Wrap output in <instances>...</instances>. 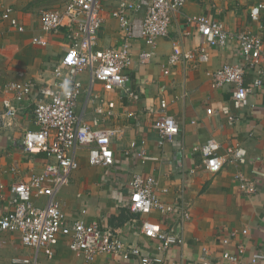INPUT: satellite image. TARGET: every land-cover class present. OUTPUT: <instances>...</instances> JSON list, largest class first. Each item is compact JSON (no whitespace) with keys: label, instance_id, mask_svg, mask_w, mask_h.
I'll use <instances>...</instances> for the list:
<instances>
[{"label":"crops","instance_id":"crops-1","mask_svg":"<svg viewBox=\"0 0 264 264\" xmlns=\"http://www.w3.org/2000/svg\"><path fill=\"white\" fill-rule=\"evenodd\" d=\"M49 1L30 0L33 4L25 5L22 0H0V11L7 6L21 9L19 13L11 12V16L25 25L29 19L23 11ZM261 4L264 0H191L185 4L171 21L169 37L157 40L149 64L137 63L138 54L146 46L142 41L133 42V64L128 70L131 95L119 89L104 91L98 82L90 85L88 73L80 76L84 92L77 116L88 124L98 119L100 127L114 131L110 141L113 164L92 166L88 163L87 147L75 148L78 168L56 196L69 222L97 223L101 229L118 232L127 245L137 244L151 257L167 258L178 264H201L203 248L208 251L210 264H231L223 258L225 253L236 256L238 264H252V254L264 248V84L250 96L249 106L235 110L231 103L232 87L211 88L207 74L240 61L236 41L231 40L224 48L208 47L203 37L186 25L185 17L205 15L231 34L242 30L256 33L264 45V8L258 21L250 17V10ZM63 5L53 1L49 6ZM112 9L111 0H105L104 22L97 41L100 48L116 45L122 37L118 23L109 16ZM34 31L39 34V19ZM9 34L0 39V178L5 185L0 195V216L12 208L15 198L9 191L11 184L29 181L31 175L40 173L51 162L44 154H26L22 139L27 131L37 130L33 122V96L50 82L52 67L62 58L61 45L65 42L63 34H59V39L58 34L50 35L47 46L41 47L33 45L28 35ZM175 45L184 50L205 48L208 61L178 64L165 75L163 67ZM19 79L32 82L34 93L18 105L16 118L8 120L3 117L2 100L12 96L7 84ZM250 82L251 76L246 75L245 84ZM162 100L167 103L165 114L178 123L179 133L159 144L161 138L155 126L162 117ZM223 106L230 108L233 122L219 113ZM209 108L215 112L211 116L206 114ZM209 140L219 145L217 155H223L231 145L243 147L247 162L225 164L215 174L206 171L200 150ZM238 172L257 182L254 196L246 198L241 194L235 180ZM136 174L154 178L156 196L165 204L177 206L178 211L169 215L131 213L129 184ZM35 203L42 205L44 200ZM181 212L188 219L181 218ZM142 222L177 232L183 244L161 250L159 239L140 234ZM243 230L246 235L241 233ZM19 238L17 233L0 234V264H11L17 256L34 259L35 251L23 247ZM55 256L68 257L56 264H136L134 260L124 262L106 255H98L87 263L64 244L54 249L52 257ZM46 257L39 252L36 263L47 264Z\"/></svg>","mask_w":264,"mask_h":264},{"label":"built area","instance_id":"built-area-1","mask_svg":"<svg viewBox=\"0 0 264 264\" xmlns=\"http://www.w3.org/2000/svg\"><path fill=\"white\" fill-rule=\"evenodd\" d=\"M191 0H111L113 9L109 16L118 23L122 32L118 44L100 48L98 32L104 18L105 0H65L62 8L42 11L39 16V34L31 39L35 46H47L50 35L63 34L65 42L61 45L62 58L52 67L51 80L40 87L33 96V84L30 81L13 80L7 84L12 96L2 100L3 117L14 120L19 112V104L33 96V122L36 131H27L22 139L26 154H44L51 162L46 163L38 174L31 175L29 181L12 183L9 191L14 196L12 208L0 216V234L17 233L23 247L35 251L34 259L14 258L11 264H37L39 252L51 258L54 249L64 244L77 257L85 262L94 261L98 255H106L115 260H134L136 264H178L167 258L151 257L139 246L127 245L120 234L112 229H101L97 223L86 224L81 220L69 222L56 200L60 188L64 187L70 174L78 168L74 150L78 146L87 147L88 163L92 166H110L113 164V152L110 141L114 131L100 127V120L92 124L84 123L77 116V106L84 89L80 76L89 74V83H100L104 91L115 89L131 95L128 84V70L133 64L132 44L142 41L146 46L137 56L139 65L149 64L155 55L157 40L169 37L171 21L185 4ZM264 4L250 10L252 21H258ZM12 27L23 32L20 22L10 16ZM185 23L203 37L204 43L211 48H224L235 40L239 49L240 61L225 64L207 75L211 88L232 87L231 103L235 110L249 106L250 96L263 86L264 82V45L256 33L239 31L229 33L222 24L205 15L186 16ZM208 54L205 48L184 50L173 46L163 73L168 75L171 68L182 63H206ZM251 76V82L245 84V76ZM19 77H22L20 74ZM167 103L160 102L161 118L155 128L161 141L170 140L179 133V125L173 117L165 114ZM101 113L100 110L97 111ZM215 112L206 110L208 116ZM219 113L231 123L234 117L228 106L220 108ZM219 145L209 140L201 148L202 164L206 171L218 173L225 164L244 165L247 152L239 145H231L223 155H217ZM145 159V158H144ZM235 180L243 196L250 198L257 193V182L243 173L235 174ZM131 196L128 209L131 213L146 215L153 212L169 215L178 211L177 206L163 203L155 194V179L136 174L130 181ZM5 185L0 178V195ZM36 200H44L37 205ZM181 218L188 219L185 212ZM139 232L147 238H157L160 249L183 244L177 232L162 230L159 225L142 222ZM247 231L241 233L246 235ZM227 243V241H225ZM2 241L0 239V249ZM201 264H210L206 248H203ZM223 258L231 264H238L236 256L225 253ZM252 264H264V248L256 251L250 258Z\"/></svg>","mask_w":264,"mask_h":264},{"label":"rangeland","instance_id":"rangeland-1","mask_svg":"<svg viewBox=\"0 0 264 264\" xmlns=\"http://www.w3.org/2000/svg\"><path fill=\"white\" fill-rule=\"evenodd\" d=\"M54 3H62V5L64 4V0H50L48 3L49 4H41L40 6H31L33 9H30L28 10L27 12L26 11H23L24 14H27V18L29 19V22L26 21L27 23H25V25L21 24L23 27H24V31L23 32H19L17 31L16 28L12 27L11 24H10V21H9V17H5V15L7 14V10H10L12 12H15L16 11L19 13L21 11V9H14L12 6H7L5 7V9H3L2 11H0V39H2L4 37V35L6 34H9L10 32H12L11 34L9 35H19V34H25L26 36L28 35L29 36V39L31 41L32 38H34L36 31L33 32V28L37 26V22H38V19H39V16L41 14L42 11H45V10H54L55 8H60V7H53V6H49L51 2ZM30 0H22V4H33V3H29ZM8 15V14H7ZM10 16H11V13H10ZM12 17V16H11ZM2 25H6V26H2ZM11 30V31H10ZM58 36V39L60 38L59 37V34L56 35ZM19 255V254H18ZM66 256H55V257H46L47 259V264H56L57 260H63V259H68V257ZM16 258H23V257H16ZM60 258V259H59ZM71 257H69L70 259ZM14 259V258H13ZM60 262V261H58ZM83 264V263H82Z\"/></svg>","mask_w":264,"mask_h":264}]
</instances>
